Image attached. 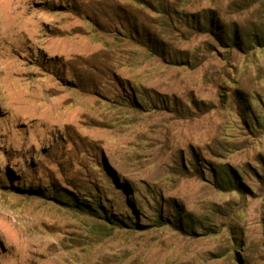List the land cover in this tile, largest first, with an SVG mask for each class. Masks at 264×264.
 I'll use <instances>...</instances> for the list:
<instances>
[{"label": "rangeland", "instance_id": "1", "mask_svg": "<svg viewBox=\"0 0 264 264\" xmlns=\"http://www.w3.org/2000/svg\"><path fill=\"white\" fill-rule=\"evenodd\" d=\"M0 264H264V0H0Z\"/></svg>", "mask_w": 264, "mask_h": 264}, {"label": "trees", "instance_id": "2", "mask_svg": "<svg viewBox=\"0 0 264 264\" xmlns=\"http://www.w3.org/2000/svg\"><path fill=\"white\" fill-rule=\"evenodd\" d=\"M194 19H198L199 15L195 14V15H192ZM205 21H210L211 23V26L212 28H214L215 26H217L219 28V34L223 35V38L221 39L223 43L225 44H229L228 42L230 41V39L228 38L230 36V34L232 35L233 37V43L234 44H240L238 46H240L243 50H247L248 47H251L254 45V42L258 41V37H250L247 39L248 43L245 45L242 43H240V34L239 32L237 31V29H233V27L231 28H226L224 25H220V20L217 19V17H215V15L213 16H208L207 14L205 15ZM200 28L204 29L202 23L199 24ZM217 29V28H216ZM141 94H143V92H141ZM138 107H142V105H140V103L136 104ZM257 122H261V121H257ZM225 177L229 178L230 180H227ZM231 174L229 173V170L227 168L223 169L222 170V173H221V177H220V180L219 179H216L215 178V184L217 186H219L221 189H224V190H228L230 187V185H232V180H231ZM235 178L238 179V182L242 185V187L248 189V187L240 180V176L236 175ZM94 202H96L98 204V206H100L104 212H105V209L102 207L100 201L98 199H96ZM68 205H71L73 207H76L78 208L79 210H85L87 211L88 214H90L91 216L93 217H96V216H100L102 213H99L96 209V207H94L96 204L94 203V206L93 205H86V204H83L79 198H72L70 202H67ZM97 206V207H98ZM105 216L106 218L110 221V223H112V226L110 227L111 229L115 228L116 227H119V228H132L134 227L133 225L135 223H133L132 219L130 217H122V218H119L117 217L116 215H112V216H109L108 214H106L105 212ZM172 216V219L169 218V217H165L164 214L160 213V216L158 217L159 220L157 221L158 224H162L163 222H169L172 224V226H176L180 228V230L185 233V234H194L196 233L195 231V225L193 223H191V221H193V215H188V217L184 216V215H181L180 219L179 217H177L176 215H170ZM187 219V221H186ZM136 225H139V224H135ZM196 226H203L202 223L201 225L200 224H197ZM240 249H242L240 247Z\"/></svg>", "mask_w": 264, "mask_h": 264}, {"label": "bare ground", "instance_id": "3", "mask_svg": "<svg viewBox=\"0 0 264 264\" xmlns=\"http://www.w3.org/2000/svg\"><path fill=\"white\" fill-rule=\"evenodd\" d=\"M8 6V5H5V7Z\"/></svg>", "mask_w": 264, "mask_h": 264}]
</instances>
